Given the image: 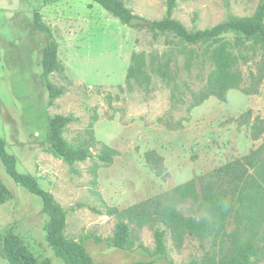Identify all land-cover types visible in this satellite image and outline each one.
<instances>
[{
	"label": "rangeland",
	"instance_id": "1",
	"mask_svg": "<svg viewBox=\"0 0 264 264\" xmlns=\"http://www.w3.org/2000/svg\"><path fill=\"white\" fill-rule=\"evenodd\" d=\"M123 1L142 23L124 24L91 0H0V137L7 151L17 158V169L35 176L66 210V236L82 241L96 264H182L208 251L230 254L235 232L261 248L258 264H264V134L252 138V122L264 117V83L255 94L232 89L223 100L210 96L196 104L213 69L207 46L151 29L152 21L166 16L167 0ZM262 1L178 0L173 16L189 31L203 30L250 17ZM36 11L58 43L62 67L50 79L65 91L56 99L43 74L47 38L35 25ZM136 54L146 57L148 86L128 79ZM166 64L169 77L163 78L158 68ZM242 68L247 74L248 67ZM55 115L72 117L63 131L71 146L87 147L93 154L110 146L118 152L114 162L106 166L93 156L70 165L55 155L47 142ZM257 148L263 155L249 170L259 194L257 213L246 225L232 212L215 240L187 237L176 248L168 237L167 254L160 256L154 230L145 226L133 232L131 250L120 249L107 241L116 219L91 209L103 201L131 206ZM150 150L164 158V173L146 161ZM0 177L13 192L0 206V237L11 230L38 258L65 264L47 241L41 198L15 183L1 160ZM182 209L200 215L196 207ZM0 264H9L1 254Z\"/></svg>",
	"mask_w": 264,
	"mask_h": 264
},
{
	"label": "trees",
	"instance_id": "2",
	"mask_svg": "<svg viewBox=\"0 0 264 264\" xmlns=\"http://www.w3.org/2000/svg\"><path fill=\"white\" fill-rule=\"evenodd\" d=\"M122 23L128 24L135 16L123 0H91ZM178 0H167V14L162 19L152 21L151 29L161 33H173L187 44L207 46V56L213 66L204 89L195 96L198 104L210 96L225 99L232 89H241L247 94L259 92L264 83V0L250 17H234L228 21L196 31L173 16ZM36 27L47 38L43 49L41 65L47 80L51 99L64 93V88L51 81L52 73L62 66L58 56V43L53 38L51 28L45 24L40 14L34 13ZM232 35L229 37L228 35ZM243 66L248 67L245 74ZM168 64L160 66L158 73L169 77ZM147 60L144 54H136L129 68L128 79L140 85L148 86L151 76L146 70ZM1 110V100H0ZM72 117L52 116L47 129V142L50 150L73 165L95 156L103 165H111L117 150L110 146L93 154L87 147H73L63 137L65 126ZM264 134V117L256 116L252 122V138L258 139ZM263 155L261 148L234 158L213 170L200 174L172 189L155 194L147 199L125 208L109 206L102 202L101 207H91L100 214L116 219L113 235L107 239L114 247L131 250L135 245L133 232L145 226L154 230L155 252L160 256L167 254L168 237L176 248H181L187 237L200 240L213 239L223 233L230 214L236 213L246 225L252 222L259 208V194L250 182L249 170L253 169ZM146 161L157 173L166 171L164 158L155 150L146 153ZM0 160L7 174L15 183L42 200L43 211L48 220L45 225L46 237L55 255L65 264H96L87 252L82 241L66 236L67 212L56 201L51 192L43 189L38 179L17 169V158L7 151L6 140L0 137ZM13 192L0 177V206L10 201ZM196 207L200 215H187L182 206ZM234 245L230 254L220 256L210 251L199 259L182 264H258L261 248L255 247L250 240H242L239 233L234 234ZM0 254L9 264H53L49 258H38L26 244L24 238L9 230L1 235ZM88 238V236H86ZM144 247L143 244H139ZM132 264H156L154 261H139Z\"/></svg>",
	"mask_w": 264,
	"mask_h": 264
},
{
	"label": "water",
	"instance_id": "3",
	"mask_svg": "<svg viewBox=\"0 0 264 264\" xmlns=\"http://www.w3.org/2000/svg\"><path fill=\"white\" fill-rule=\"evenodd\" d=\"M142 22H143L142 19H140V18L134 16V17L131 19L130 24H138V23H142Z\"/></svg>",
	"mask_w": 264,
	"mask_h": 264
}]
</instances>
